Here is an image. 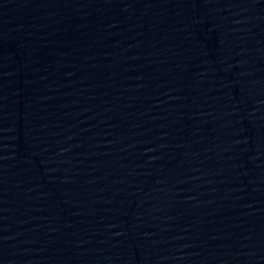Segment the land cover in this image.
Masks as SVG:
<instances>
[{"label": "water", "instance_id": "95a60500", "mask_svg": "<svg viewBox=\"0 0 264 264\" xmlns=\"http://www.w3.org/2000/svg\"><path fill=\"white\" fill-rule=\"evenodd\" d=\"M0 264H264V0H0Z\"/></svg>", "mask_w": 264, "mask_h": 264}]
</instances>
